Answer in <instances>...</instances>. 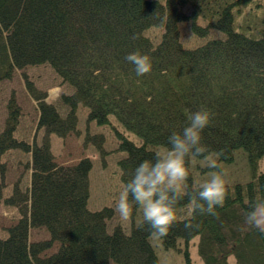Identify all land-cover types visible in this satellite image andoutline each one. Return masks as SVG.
<instances>
[{
    "label": "trees",
    "instance_id": "obj_1",
    "mask_svg": "<svg viewBox=\"0 0 264 264\" xmlns=\"http://www.w3.org/2000/svg\"><path fill=\"white\" fill-rule=\"evenodd\" d=\"M183 24L204 43L187 47ZM151 30L162 32L158 40L147 35ZM136 51L150 57V74L137 76L125 59ZM42 66L71 93L49 102L47 92L24 78L37 110L36 130L44 132L40 144L21 136L16 99L7 104L0 205L15 209L18 219L0 232V264H160L150 226L134 224L139 207L134 205L130 234L121 226L110 230L114 209L90 211V159L72 167L56 163L50 138L79 135L81 107L88 109V123L113 129L117 152L127 155L118 163L124 186L142 161L154 158L152 149L166 148L169 135L187 126L192 112L209 110L212 123L202 133L208 154L221 166L244 152L252 179L228 187L225 205L217 209L223 223L193 213L176 221L161 244L176 251L180 241L188 248L199 238L204 264H264V235L235 229L241 210L264 199V174L258 173L264 158V0H0V83ZM86 142L102 152L106 141L95 135ZM16 152L28 179L23 175L6 195L4 159ZM188 207L185 199L176 211ZM189 220L200 228L185 230ZM33 230L46 231L49 239L31 242ZM185 256L191 264L188 251Z\"/></svg>",
    "mask_w": 264,
    "mask_h": 264
},
{
    "label": "rangeland",
    "instance_id": "obj_2",
    "mask_svg": "<svg viewBox=\"0 0 264 264\" xmlns=\"http://www.w3.org/2000/svg\"><path fill=\"white\" fill-rule=\"evenodd\" d=\"M164 3L165 0H153ZM254 22V18L251 19ZM183 43L189 48H196L204 43V40H197L189 25L183 24L180 27ZM160 30H151L147 33L149 37L158 40L161 35ZM27 77L36 89L41 92L48 93L49 102L57 103L62 94H70L71 90L68 87H62L61 81L55 73L48 67H33L27 68L22 72H18L12 81L0 83V132H2L5 121L7 119V104L11 99H16L17 105L21 107L23 119L21 123V136L29 140L41 143L44 132L36 130L37 124V110L33 100L27 93L24 78ZM88 109L81 107L79 110V135H72L66 139H59L55 136L50 138L52 151L55 156V161L58 165L64 167H72L77 165L83 159H90L93 163V169L90 174L91 195L89 200V209L92 212L101 211L105 208H112L115 210V203L118 199V194L123 190L124 185L121 180V171L118 163L125 159V153L117 152L118 143L115 134L110 127H98L94 123H88ZM113 126L121 133L125 134L131 141L137 145H142L141 140L128 133L114 118H111ZM95 135L105 136L104 150H98L97 144L86 142L87 137H94ZM166 148L157 147L153 151L163 152ZM217 159V156H213ZM23 157L19 153L11 154L7 159V176L5 183L6 195H10L13 191L14 185L21 177L28 175L24 174V167L22 165ZM25 161V159H24ZM190 171L189 185L196 187L199 183L208 178L209 171L202 159L189 160L187 164ZM221 168L225 173L227 187L234 188L236 185H246L252 179V170L249 166L247 155L239 151L236 154L234 163L222 164ZM258 173L264 174V158L259 162ZM24 175V176H23ZM1 183V177H0ZM115 217L110 222V230L117 226H121L127 234L131 233L133 222L122 220L115 211ZM190 208L178 211L177 221L190 218L192 216ZM18 219L15 209L9 208L4 204L0 205V232L5 234V231L11 227ZM143 221L142 212L139 210L134 224L139 225ZM31 242L46 241L49 235L44 230H33L31 232ZM199 238L192 240L188 248L184 241H180L176 251H166L160 239L152 237L151 242L154 246L160 264H187L185 256L188 251L191 264H204L199 256ZM54 252V251H53ZM231 264H235L234 260H230Z\"/></svg>",
    "mask_w": 264,
    "mask_h": 264
},
{
    "label": "clouds",
    "instance_id": "obj_3",
    "mask_svg": "<svg viewBox=\"0 0 264 264\" xmlns=\"http://www.w3.org/2000/svg\"><path fill=\"white\" fill-rule=\"evenodd\" d=\"M136 38L133 36V39ZM125 59L134 65L137 76H145L152 71L148 55L136 51ZM211 123L212 113L209 110L201 108L192 112L187 126L169 135L168 146L163 152L157 151L152 160H144L135 168L132 179L125 184L115 203V211L122 220L132 218L135 205L141 210L143 221L150 226L151 236L162 239L176 224L177 206L187 199L192 213L210 215L223 223L217 209L224 207L228 197L225 173L202 144V133ZM198 157L211 171L206 180L191 188L187 164ZM241 216L242 222L235 225L236 231H255L264 235V199L251 201L241 210ZM184 228L198 230L200 224L189 220Z\"/></svg>",
    "mask_w": 264,
    "mask_h": 264
}]
</instances>
